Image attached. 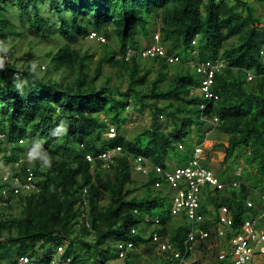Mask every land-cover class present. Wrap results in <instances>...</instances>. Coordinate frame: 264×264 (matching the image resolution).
I'll use <instances>...</instances> for the list:
<instances>
[{
    "label": "trees",
    "instance_id": "16d2710c",
    "mask_svg": "<svg viewBox=\"0 0 264 264\" xmlns=\"http://www.w3.org/2000/svg\"><path fill=\"white\" fill-rule=\"evenodd\" d=\"M254 2L264 0H0V163L12 165L11 176H23L30 165L39 186L37 192L15 194L10 182L6 199L7 182L0 178V264H50L58 245L65 246L70 264L134 263L139 245L153 243L155 231L182 246L190 226L174 221L170 204L164 206L167 195L153 188V174L142 178L144 193L134 194L129 185L138 180L130 158L140 154L162 166L173 159L181 164L206 131L227 136L222 144L227 168L237 166L239 157L244 161L241 183L207 190V204L226 205L236 226L254 212L247 200L264 209L258 185H264V14ZM23 28L43 41L55 40L45 53L49 65L43 75L30 63L18 67L14 45L5 46L24 37ZM151 28L179 61L137 53L129 60L116 57L127 47L138 49L139 34L149 35ZM91 31L117 41V48L98 41L102 53L93 74L86 72L93 53L76 46ZM189 60L222 62L211 85L217 99L193 93L200 78ZM106 63L126 79L124 88L102 73ZM51 70L61 72L53 77ZM130 103L134 110L150 109L151 122L127 138L122 127ZM163 118L171 120V130L158 126ZM110 125L116 133L106 138ZM117 145L122 153L108 165L85 157ZM28 149L37 158L15 167ZM219 176L228 178L224 172ZM14 206L17 215L5 213ZM80 251L91 256L87 263ZM21 256L30 261L20 263ZM114 258L121 261L111 262Z\"/></svg>",
    "mask_w": 264,
    "mask_h": 264
},
{
    "label": "built area",
    "instance_id": "2783aa9c",
    "mask_svg": "<svg viewBox=\"0 0 264 264\" xmlns=\"http://www.w3.org/2000/svg\"><path fill=\"white\" fill-rule=\"evenodd\" d=\"M89 37L104 40L95 32H91ZM134 53H137L140 58L165 57L172 63L180 60L178 54L168 53L159 42L144 45L138 49L127 47L119 57L129 60ZM262 56L264 62L263 52ZM190 62L191 60L188 61L189 64ZM190 65L195 68L200 78V83L195 89L197 94L202 99H217L218 96L211 90V85L214 81L215 71L220 68L222 62L211 63L194 60ZM251 77L252 75L248 73V78ZM200 108L204 110L206 104L201 103ZM213 120H216V117ZM115 133L114 125H110L105 134L108 138H112ZM209 135L210 131H206L202 142L193 143L192 154L181 164L175 161L167 166H162L151 162L140 154H135L130 158L134 172L144 174L143 176L153 174V188L163 190L166 185L163 193L169 197L171 215L176 219L175 221L186 222L190 226L180 247L171 242L168 233L153 232L152 242L156 252L161 259L169 264H264V209H261V206L255 204L253 200H247L246 205L252 210L254 209V212L248 211L236 226L231 211L226 205L215 208L206 202L207 190H211L213 193L217 189L237 187L241 183L242 172V166L237 165L231 174H227L226 180L220 178L208 164V154L212 147ZM0 137L3 138L4 135L0 133ZM178 147L183 148V145L179 143ZM120 153H122V147L117 145L102 150L96 156L85 154V157L89 161L101 159L104 165H108ZM30 154L31 150L29 149L26 156L20 158L15 164L22 163L25 157H30ZM224 168L226 169L225 165ZM2 180L7 182L2 192L6 199L10 182L15 194L39 191V186L35 183V175L29 166L26 167L23 176L17 174L11 176L10 171H5L2 174ZM85 190L84 188V192ZM261 197L264 198V194H261ZM2 204L4 202L0 201V205ZM146 220H148L147 217ZM154 220L160 227V221L157 218ZM198 243L199 245H196ZM128 246L131 247L132 244L129 243ZM64 248V245L56 246L51 255L50 264H70V257L63 256ZM122 255L121 251L119 256L122 257ZM18 260L20 263L30 261L27 256H21Z\"/></svg>",
    "mask_w": 264,
    "mask_h": 264
},
{
    "label": "rangeland",
    "instance_id": "374dc122",
    "mask_svg": "<svg viewBox=\"0 0 264 264\" xmlns=\"http://www.w3.org/2000/svg\"><path fill=\"white\" fill-rule=\"evenodd\" d=\"M42 5L46 6V4H44V3ZM254 5H255L258 13L264 14V2L263 3L254 2ZM45 6H43V8ZM13 7H14V9H16L15 11H17L16 5H14V6L12 5V9H13ZM19 23L20 22H18L17 24H19ZM19 26H20V24H19ZM24 30L26 31V35L24 37H16L15 39L10 41L5 46H10V45L13 46L14 45L15 49H14L13 58L15 59L16 65L18 67L21 68V67H24V65L26 63H30V64H32V67H35V68L40 67V69L38 71H40V73L43 75V74H45V70L48 68V65H49L48 61H47V57L45 56V53L50 49V47L53 45L52 43L55 40L50 39L49 41L48 40L43 41L42 37H38V36L32 34V31H29L26 29H24ZM105 40L110 46L117 48V41L114 37H112L110 39L105 38ZM138 40H139V46L140 47H143L144 45H148L149 43L150 44L155 43V42L160 43V33H159L157 28L156 29L151 28L149 35L139 34ZM61 41H62V39H61ZM76 46L80 47L82 52H84L85 50H88V51L93 53V57L89 63L88 68L86 69L87 73L93 74L94 69H95V65H96V60L100 56V54L102 53V48H101L100 42H98V39H96V38L78 37V41L76 43ZM53 50L55 51L56 49H53ZM143 63H144V61H141L142 65H143ZM190 64H193V61H191ZM42 65H44L45 68H42L41 67ZM60 72L61 71L51 70V72H49L48 75L55 77L58 74H60ZM118 72L119 71L117 70V68H113L107 63L104 65V67L102 69V73L104 75H110L111 76V83L118 84L120 86V88H124L126 85V79L122 78L120 80L118 78V74H119ZM151 76H153V74H151L150 77ZM101 80H103V76L100 77L97 80V82H100ZM131 105H132V103H130V107H128V109L126 110L128 120L123 124V127H122V132H124V134L127 138L134 137L138 132H140L144 128L148 127L150 125V122H151V111H150V109L144 108L142 110H134L131 108ZM158 126L160 128H162L163 130H167V131H169L173 128V124H172L171 120L165 119V118L161 119ZM210 134H211L210 137L215 136V138L218 140V142H214V145L210 149V152L208 154V164H210V166L213 168V170H215V172L218 173V175L222 174L223 172H224V175L231 174V170L236 167V163H231L230 164L231 168L229 170H226L224 168V164L222 163V159L224 157V149H223L222 144H224V143L226 144L227 136L225 134H222V133H220V134L214 133V131H211ZM103 143H104V140H101L100 144H103ZM238 161H239L238 165H241L243 168L244 167V161L241 159V157H239ZM23 162H28V164H31L30 158L25 157ZM20 164L21 163L16 165L14 163L13 165L15 167H18V166H20ZM11 168H12V165L10 163H0V178L2 177V174L5 171H7V170L10 171ZM131 174H132V177L137 178L138 181L134 184H130L129 186L135 188V191H134L135 195H138V196L142 195L144 193V188L141 185V181L144 180V179H142L144 174L140 175L134 171H131ZM259 184H261V186L259 188H261V190L264 189V185L262 184L261 181L258 183V185ZM165 187H166V185H164V188ZM164 188H163V190L160 189L162 193L164 191ZM155 190H157V189H155ZM105 200L106 199H104L103 203L105 202ZM169 204H170L169 203V197L166 196V199H164V206L167 208V207H169ZM8 212H11L12 214L17 215L19 213V208L17 206H14L11 209L5 211V213H8ZM75 227H76V230L79 231L80 222ZM139 227L141 228L142 224L139 225ZM91 237H92L91 235H88L87 236L88 240H90ZM48 247H49V245H46L45 249ZM138 249L140 250V253H141L140 258H137V261H135V262L133 261L134 263H132V261H130V262H128V264H159L161 258L158 256V254H156L155 246L153 245V243H149L148 245L140 244ZM81 256L84 259V261H86V263L91 259V256L89 257V255H87V253H84V252L82 253ZM120 261L121 260L118 258H114L111 260V262H114V263H119ZM83 263H85V262H83Z\"/></svg>",
    "mask_w": 264,
    "mask_h": 264
},
{
    "label": "clouds",
    "instance_id": "9594fccd",
    "mask_svg": "<svg viewBox=\"0 0 264 264\" xmlns=\"http://www.w3.org/2000/svg\"><path fill=\"white\" fill-rule=\"evenodd\" d=\"M91 32H94V31H91ZM91 32H90V33H91ZM90 33H89V34H90ZM95 33H96V32H95ZM89 34H88V38H90V37H89ZM96 35H98V36H102V35H100V34H98V33H96ZM102 37L104 38V40H101V39H99V38H97V37H93V38L98 39V41H99V40H100V41H105V37H104V36H102ZM139 47H140V46H139ZM122 53H123V52H122ZM120 54H121V53L117 54L116 57L118 58ZM41 67H42V68H45L44 65H42ZM212 84H213V83H212ZM195 89H196V88H195ZM195 89H194L193 93H194V94H197V92L195 91ZM198 95H199V94H198ZM212 100H213V99H212ZM211 134H212V133H211ZM211 134H210V135H211ZM210 135H209V137H210ZM105 137L108 138V137L106 136V134H105ZM1 138H2V137H1ZM112 148H113V147H112ZM28 150H29V149H28ZM28 150H27V151H28ZM27 151H26V152H27ZM36 151H37V153H39V146H37ZM25 156H26V153H25ZM29 158L32 159V160H35V159L37 158V156H36V155H31V154H30V157H29ZM173 162H175L174 159H173V160L171 161V163H169V164H172ZM230 168H231V167H229V168L226 167V169H230ZM233 170H234V169H232L231 172H232ZM216 173H217V172H216ZM217 174H218V173H217ZM241 181H242V180H241ZM161 190H162V189H161ZM163 194H164V193H163ZM165 195H167V194H165ZM175 220H176V219L174 218V221H175ZM155 250H156V249H155ZM156 254H157V252H156ZM158 256H159V255H158ZM159 257H160V256H159Z\"/></svg>",
    "mask_w": 264,
    "mask_h": 264
},
{
    "label": "crops",
    "instance_id": "0c3cea01",
    "mask_svg": "<svg viewBox=\"0 0 264 264\" xmlns=\"http://www.w3.org/2000/svg\"><path fill=\"white\" fill-rule=\"evenodd\" d=\"M209 140H210V142H212V143H210L211 146L214 145V142H218V140L215 138V136L214 137H210Z\"/></svg>",
    "mask_w": 264,
    "mask_h": 264
}]
</instances>
